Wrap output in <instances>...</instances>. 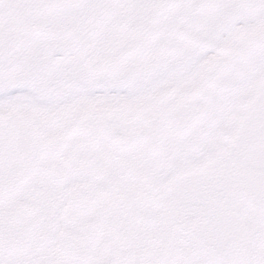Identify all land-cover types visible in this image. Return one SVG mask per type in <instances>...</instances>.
I'll return each instance as SVG.
<instances>
[{"label":"snow or ice","instance_id":"snow-or-ice-1","mask_svg":"<svg viewBox=\"0 0 264 264\" xmlns=\"http://www.w3.org/2000/svg\"><path fill=\"white\" fill-rule=\"evenodd\" d=\"M0 264H264V0H0Z\"/></svg>","mask_w":264,"mask_h":264}]
</instances>
